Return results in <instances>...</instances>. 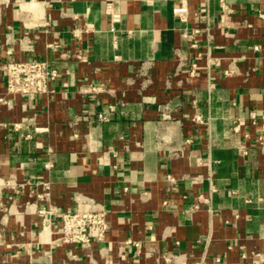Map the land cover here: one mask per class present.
I'll return each instance as SVG.
<instances>
[{"label": "crops", "instance_id": "obj_1", "mask_svg": "<svg viewBox=\"0 0 264 264\" xmlns=\"http://www.w3.org/2000/svg\"><path fill=\"white\" fill-rule=\"evenodd\" d=\"M184 2L186 21L174 14ZM227 3L230 13L218 0H0V66L46 61L59 73L49 94L24 97L0 69V264L264 254V0ZM93 86L107 92H82ZM49 204L104 207V242L59 243L61 217L46 229L37 213Z\"/></svg>", "mask_w": 264, "mask_h": 264}, {"label": "built area", "instance_id": "obj_2", "mask_svg": "<svg viewBox=\"0 0 264 264\" xmlns=\"http://www.w3.org/2000/svg\"><path fill=\"white\" fill-rule=\"evenodd\" d=\"M224 11L230 13L231 10L227 0H218ZM108 13L112 17L113 23L119 21L120 16L115 14L111 5L107 8ZM188 6L184 2L182 5L174 9V14L177 15L182 21L187 20ZM260 17L264 19V15ZM90 27L86 29L89 30ZM114 31V28H112ZM0 69L6 75L7 91L12 95L31 96V95H44L50 93V85L59 76V73L46 61H8L0 66ZM229 74V72H226ZM84 94L101 95L106 93L103 86H93L82 89ZM3 102H5L3 100ZM116 111V105H110L107 111L101 112L97 115V120L105 122L109 120V113ZM196 123H203L201 117L194 118ZM251 121L254 125L260 123V132L258 135V147L264 154V115L258 121L255 114L251 115ZM259 125V124H258ZM243 151V149H241ZM116 157L117 153L113 152ZM169 182L174 183L173 177L169 176ZM46 192L40 196L42 200L48 201L50 199V187L44 184ZM38 215L42 218L44 228H49L52 225L53 217L59 215L61 217V225L57 229L59 236L58 242L66 245H91L92 242L103 243L106 234L109 230L107 222V211L102 206L94 205L88 210H78L74 212L60 213L58 208L49 204L37 210ZM253 264H264V254L252 253ZM219 263L220 259L216 258Z\"/></svg>", "mask_w": 264, "mask_h": 264}]
</instances>
